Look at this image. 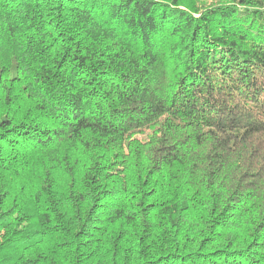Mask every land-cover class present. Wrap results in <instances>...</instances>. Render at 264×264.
<instances>
[{
	"label": "trees",
	"instance_id": "obj_1",
	"mask_svg": "<svg viewBox=\"0 0 264 264\" xmlns=\"http://www.w3.org/2000/svg\"><path fill=\"white\" fill-rule=\"evenodd\" d=\"M0 264H264V0H0Z\"/></svg>",
	"mask_w": 264,
	"mask_h": 264
}]
</instances>
